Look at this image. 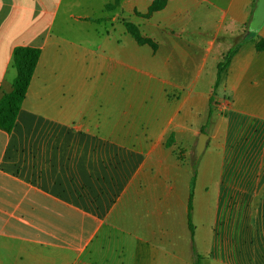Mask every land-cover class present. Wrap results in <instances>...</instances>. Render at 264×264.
I'll list each match as a JSON object with an SVG mask.
<instances>
[{
  "label": "crops",
  "instance_id": "crops-1",
  "mask_svg": "<svg viewBox=\"0 0 264 264\" xmlns=\"http://www.w3.org/2000/svg\"><path fill=\"white\" fill-rule=\"evenodd\" d=\"M260 1L167 0L145 19L154 0H0V97L14 50L40 51L0 129V264H192L193 248L201 264H264V20L208 119L217 64Z\"/></svg>",
  "mask_w": 264,
  "mask_h": 264
},
{
  "label": "trees",
  "instance_id": "trees-1",
  "mask_svg": "<svg viewBox=\"0 0 264 264\" xmlns=\"http://www.w3.org/2000/svg\"><path fill=\"white\" fill-rule=\"evenodd\" d=\"M167 0H154L151 6L148 8V12L142 15L143 18L147 19L151 14L162 10L166 6ZM252 20L246 26V31H244L243 35L238 39L236 44L225 54L223 59L217 64L216 67V79L214 83V91L215 92L221 82L222 76L228 69L232 59L236 55L239 46L242 41L247 38V34L249 29L256 28L259 26L264 20V2L259 4H254L252 6ZM126 32L134 39V41L140 45H150L153 49H155V45L153 42L143 37L138 28L130 23L124 24ZM261 41L258 42V44ZM257 51H262L264 48V44L257 45ZM40 51L38 49H30V48H16L13 53L12 58V68L16 72L15 79L13 80L12 90L10 93L5 94L0 97V129L5 131L6 133H10L13 129L21 104L25 98L26 91L30 80L33 76L37 61L39 59ZM213 99L212 97L209 100V112L208 119L213 112ZM196 178V170L195 167L193 169L192 177L190 180V189H189V198H188V228L190 231L191 237L193 236L194 227L192 225V199H193V188L195 184ZM192 264H201V257L192 249Z\"/></svg>",
  "mask_w": 264,
  "mask_h": 264
},
{
  "label": "rangeland",
  "instance_id": "rangeland-1",
  "mask_svg": "<svg viewBox=\"0 0 264 264\" xmlns=\"http://www.w3.org/2000/svg\"><path fill=\"white\" fill-rule=\"evenodd\" d=\"M260 2H264V0H261ZM91 9H93V10H97L98 8H91ZM76 13H78V12H76ZM60 16H63V14H62V12L60 13ZM134 25V24H133ZM74 24H69L68 25V30H67V33H66V37H67V40H71L72 38H73V34L75 33V29H74ZM170 30H172L173 28L171 27V28H169ZM140 32V31H139ZM154 44V43H153ZM155 49H156V47H154ZM198 61H199V58H198ZM215 66H213L212 65V62L210 61L209 63H208V65H207V68L205 69V71H204V73H203V75H202V77L204 76V80L205 79H207L208 77H214V74H215V68H214ZM133 76H134V78H144V75H143V72H137V71H134L133 72ZM13 83V82H12ZM169 97H174V95L173 94H170L169 95ZM218 96H217V94H216V91L215 92H213V97H212V99H213V112L214 111H217L218 110V108H219V100H218ZM221 108V107H220ZM219 108V109H220ZM212 112V113H213ZM203 132H206L205 130H203ZM206 135V134H205ZM207 136V135H206ZM209 152V151H208ZM207 155H208V153H207ZM207 155H205L201 160H203V159H205L206 158V156Z\"/></svg>",
  "mask_w": 264,
  "mask_h": 264
},
{
  "label": "water",
  "instance_id": "water-1",
  "mask_svg": "<svg viewBox=\"0 0 264 264\" xmlns=\"http://www.w3.org/2000/svg\"><path fill=\"white\" fill-rule=\"evenodd\" d=\"M208 139H209L208 136H206L203 133L197 136L196 144L193 149V160L195 163L198 162V160L202 156L207 146Z\"/></svg>",
  "mask_w": 264,
  "mask_h": 264
}]
</instances>
